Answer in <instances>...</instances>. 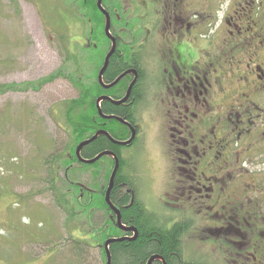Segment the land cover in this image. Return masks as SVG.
I'll return each instance as SVG.
<instances>
[{"label": "flooded vegetation", "instance_id": "obj_1", "mask_svg": "<svg viewBox=\"0 0 264 264\" xmlns=\"http://www.w3.org/2000/svg\"><path fill=\"white\" fill-rule=\"evenodd\" d=\"M139 2L145 12L138 19L145 22L139 23L129 12L125 39H118L121 34L107 10L115 51L125 53L129 65L128 73L115 85L102 87L106 93L101 96L121 100L132 83L131 94L134 88L140 90L133 101L132 119L124 124L129 136L121 141L134 134L133 140L120 145L123 148L149 141L137 115L148 107H152L148 115L156 113L151 119L156 135L152 147L164 161L165 190L164 210L153 212L155 222L165 230L181 227L186 264H211L185 251V238L194 239L200 232L231 256L228 264H264V0ZM105 47L107 54L111 39ZM103 81L111 84L115 80L107 82L103 77ZM109 151L120 161L115 151ZM121 155L127 179L122 190L131 191V184L138 192L134 159L123 150ZM76 184L83 192L81 201L95 191ZM108 185L109 181L107 189ZM177 205L182 211L173 215L172 207ZM200 216L205 225L197 224ZM122 232V236H135L132 231ZM160 257L152 264H167Z\"/></svg>", "mask_w": 264, "mask_h": 264}, {"label": "rangeland", "instance_id": "obj_2", "mask_svg": "<svg viewBox=\"0 0 264 264\" xmlns=\"http://www.w3.org/2000/svg\"><path fill=\"white\" fill-rule=\"evenodd\" d=\"M114 10V26L124 39L126 29L120 28H125L130 13L138 19L145 12L139 0H123ZM88 19L79 0H0V84L18 85L0 94V264H105L92 229L101 225L103 213L94 211L92 217L87 194L82 206L71 204L74 190L67 177L94 190L103 188L109 157L101 158L99 169L97 164L95 169L74 164L67 170L54 159L65 156L64 150L73 145L65 110L78 98L79 89L69 77L75 73L77 80L89 81L96 69V61L87 57L95 47L87 46L92 26ZM59 71L64 74L42 84V79ZM150 108L137 115L149 141L122 150L134 159L139 199L158 213L164 210V161L152 147L156 135L151 119L156 113L148 115ZM61 198L74 209L71 215L60 205ZM172 209L173 215L182 211L179 205ZM196 222L206 224L201 216ZM205 237L200 232L194 239L185 238L189 257L228 264L231 256Z\"/></svg>", "mask_w": 264, "mask_h": 264}, {"label": "trees", "instance_id": "obj_3", "mask_svg": "<svg viewBox=\"0 0 264 264\" xmlns=\"http://www.w3.org/2000/svg\"><path fill=\"white\" fill-rule=\"evenodd\" d=\"M80 4L84 6L86 14L89 15V22H92L90 27V35L88 40L90 43L89 47L95 45L94 49L87 51L88 59L93 63L95 60V68L93 74L89 81H84V79L77 80V77L74 74H71L69 77L70 81L79 89V96L76 99L71 100L68 103V107L65 110L67 123L70 125V131L67 133L69 137L71 136L72 146L66 148L65 156L61 155L56 158L55 162L62 165H66L67 170H70L74 164L78 167L85 168L84 165L88 167H94L99 165L100 162L97 161L94 164H85L78 161L74 148L78 143L87 138H90L99 128H105L108 130L115 139L125 140L129 136L128 128L124 123L116 119H105L102 118L98 113L97 107V98L101 94L106 93L103 86L100 85L99 81L96 80L98 76V70L103 66L106 58V47L109 43V38L105 35V16L98 8L96 0H79ZM123 0H104V6L112 15V21L116 22L117 15L115 14L114 8L122 5ZM125 27V24H123ZM125 29V28H124ZM118 39H122V35ZM101 44V46H99ZM70 59V58H69ZM71 60V59H70ZM129 60L127 55H123L120 52L115 51V53L110 58L108 67L104 74V80L107 82H112L118 78L121 73L125 72L128 68ZM89 66V65H88ZM76 72H80L78 69ZM60 73V74H58ZM61 71L55 72L48 77L42 79V84L49 83L57 79L58 76L62 75ZM94 77V79H93ZM96 77V78H95ZM98 79V78H97ZM41 84V85H42ZM18 85L13 84H0V94L14 89ZM28 87L35 88L34 83H28ZM23 89V85L20 87ZM140 90L134 88L132 90L131 98L126 104H121L117 106L107 100L101 103V109L104 114L110 115L114 114L121 116L125 120H131V113L133 111L132 107L134 105V99L139 98ZM122 149L123 147L119 144H115L108 137L101 135L88 146L83 148L82 156L86 159H91L100 154L105 150H113L117 153L120 158V167L116 174L114 187L111 191L110 198L112 203L118 208L121 209L122 222L125 225H132L137 229L138 235L134 240H124L121 242H115L110 245V252L112 255V264H147L148 259L153 255H162L167 264H186L181 249L182 241L181 237V227L175 226L171 230H165L161 228L155 219V214L151 211H148L145 208L143 202L138 198V192L135 190L133 185H129L131 191L122 190L121 184L126 181V176L123 173V167L125 166L124 159L122 158ZM109 166L106 169L104 177L106 178V184L103 188L98 187L94 191L92 196L88 195L87 206L89 205V211L92 210L91 215L93 217L94 211L101 210L103 213V221L101 225L96 229L92 225V229L96 232L97 246L102 247V253L104 256L105 264L107 262L105 242L109 238L121 237L124 233L118 227L116 216L113 213L112 209L106 202V189L107 183L113 171L115 160L109 158ZM87 167V168H88ZM68 176V175H67ZM68 182L71 184L70 189L74 190L72 192V201L71 204L78 203L81 205V193L80 185L74 183L70 177H67ZM73 185L75 187H73ZM52 187L55 185L52 183ZM54 189V188H53ZM79 191V193H78ZM83 193V192H82ZM96 193V194H95ZM132 193L135 194L133 201H131ZM60 200V205L65 208L68 213L71 215L74 209H68L65 203ZM66 202V201H65ZM69 204V202H66ZM86 207V206H85ZM92 222V221H91ZM132 234V233H131ZM156 264H161L158 261Z\"/></svg>", "mask_w": 264, "mask_h": 264}, {"label": "water", "instance_id": "obj_4", "mask_svg": "<svg viewBox=\"0 0 264 264\" xmlns=\"http://www.w3.org/2000/svg\"><path fill=\"white\" fill-rule=\"evenodd\" d=\"M97 6L98 8L101 10V12L104 14L105 16V35L112 40V48L110 49V51L107 53L106 55V58H105V61H104V64L98 74V80L100 82V84L105 87V88H109L113 85H115L120 79H122L127 73V72H124L123 74H121L118 78L115 79V81L111 84H105L104 81H103V75L108 67V64H109V61H110V58L112 57V55L115 53V50H116V40L115 38L112 36V33H111V17H110V14L108 13V11L104 8L103 6V0H97ZM133 84L132 83L127 91V94L126 96L121 99V100H118V101H115V100H112L111 97H108L106 95L104 96H101L97 99V107H98V113L99 115L102 117V118H105V119H116L124 124H128V121L120 118V117H116L115 115H107V114H104L102 109H101V103L105 100H110L112 101V103L116 104V105H119V104H122L123 102H126L131 94V89L133 87ZM101 135H104V136H107L112 142H114L115 144H119V145H128L132 142L133 140V136L134 134L132 135V137L129 139V140H126V141H121V140H117L115 138H113L109 132L105 131V130H99L96 132V134H94L92 137L86 139V140H83L82 142H80L77 147H76V156H77V159L79 162L81 163H85V164H94L95 162L99 161L102 157L106 156V155H110L112 157H114L115 159V165H114V168H113V171L111 173V176H110V179H109V185H108V189H107V192H106V202L108 203V205L110 206V208L116 213L117 215V225L118 227L125 231V232H134L135 233V236L134 237H129V236H122V237H113V238H109L104 246H105V250H106V256H107V262L106 264H112V255H111V252H110V245L115 243V242H121V241H124V240H134L137 235H138V232H137V229L134 228V227H128L126 226L123 222H122V217H121V214H120V211L116 208V206L112 203L111 201V198H110V195H111V191L114 187V183H115V178H116V174L118 172V169L120 167V161L118 159V157L112 152V151H109V150H105L103 152H101L100 154H98L97 156H95L94 158H91V159H86L82 156V150L85 146L89 145L90 143H92L94 140H96L99 136ZM161 258L160 256L158 255H153L147 262V264H152L153 261H155L156 259H159ZM162 259V258H161Z\"/></svg>", "mask_w": 264, "mask_h": 264}, {"label": "bare ground", "instance_id": "obj_5", "mask_svg": "<svg viewBox=\"0 0 264 264\" xmlns=\"http://www.w3.org/2000/svg\"><path fill=\"white\" fill-rule=\"evenodd\" d=\"M253 235V234H252Z\"/></svg>", "mask_w": 264, "mask_h": 264}]
</instances>
